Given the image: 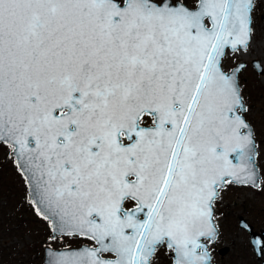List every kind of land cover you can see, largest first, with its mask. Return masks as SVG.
<instances>
[{
    "label": "snow or ice",
    "instance_id": "1",
    "mask_svg": "<svg viewBox=\"0 0 264 264\" xmlns=\"http://www.w3.org/2000/svg\"><path fill=\"white\" fill-rule=\"evenodd\" d=\"M258 12L264 0H0V145L52 232L89 245L48 248L47 264H214L226 195L264 191L242 79L250 64L264 79ZM249 244L264 252V232Z\"/></svg>",
    "mask_w": 264,
    "mask_h": 264
},
{
    "label": "rangeland",
    "instance_id": "2",
    "mask_svg": "<svg viewBox=\"0 0 264 264\" xmlns=\"http://www.w3.org/2000/svg\"><path fill=\"white\" fill-rule=\"evenodd\" d=\"M262 15L264 13H257L255 57L264 55ZM242 79L247 80L245 91L255 109L250 119L258 137L264 138V79L251 69V64ZM220 212L223 235L216 245L214 264H262L249 244V232L241 231L238 225L240 218L245 217L256 231L264 229V191L233 188L226 195ZM48 223L38 215L31 201L14 154L7 146L0 145V264H45L47 246L71 248L88 244L78 237L56 235L55 239H50ZM225 246L230 249L222 255L219 250Z\"/></svg>",
    "mask_w": 264,
    "mask_h": 264
},
{
    "label": "water",
    "instance_id": "3",
    "mask_svg": "<svg viewBox=\"0 0 264 264\" xmlns=\"http://www.w3.org/2000/svg\"><path fill=\"white\" fill-rule=\"evenodd\" d=\"M17 165H18V162H17ZM20 171H21V170H20ZM21 173L23 174L22 171H21ZM23 175H24V174H23ZM26 182H27V181H26ZM27 185H28V188H29V192H30V195H31L32 201H33L35 207H37V205H36V203H35L34 195H33V186L30 185L28 182H27ZM40 207L42 208L43 205H40ZM240 220H243V221L249 226V230H247V231H248L249 234H250V239H252L253 236H260L261 233L264 232V229H262L260 232L256 231V230L254 229V226H253L251 223H249L245 217H241ZM87 246H89V245H83V246H81L80 248H71V249H68V248L54 249V248H52V247H48V248H51V250H52L53 253H62V252H63V253H72V252L80 251V250L84 249V248L87 247ZM48 248L46 249V264H47V261H48V259H49V255H50V254L48 253ZM228 250H229V247H224V248H222V249L220 250V253H221V254H225V253L228 252ZM256 254H257V256H258L259 259H262V260H263V264H264V259H263V254H264V252H258V253H256ZM113 258H114V257H113Z\"/></svg>",
    "mask_w": 264,
    "mask_h": 264
},
{
    "label": "flooded vegetation",
    "instance_id": "4",
    "mask_svg": "<svg viewBox=\"0 0 264 264\" xmlns=\"http://www.w3.org/2000/svg\"><path fill=\"white\" fill-rule=\"evenodd\" d=\"M32 203H33V201H32ZM34 205V204H33ZM34 207H35V205H34ZM36 208V207H35ZM48 225H49V231H50V233H51V236H53V235H58V234H54L53 232H52V221L51 220H48ZM2 227H4V226H2ZM83 245H88V244H81L80 246H77V247H71V248H79V247H81V246H83ZM1 247H2V244H1V241H0V249H1ZM49 247H52V246H49ZM225 247H227V246H225ZM47 248H48V246H47ZM46 248V249H47ZM53 248V247H52ZM63 248H67V247H63ZM63 248H54V249H63ZM71 248H68V249H71ZM224 248V247H223ZM46 249H45V253H46ZM222 249V248H221ZM220 249V250H221ZM230 249V248H229ZM220 250H219V252H220ZM228 252H229V250H228ZM227 252V253H228ZM227 253H225V254H222V255H226ZM263 256H264V254H263ZM264 259V258H263ZM261 261H262V264H263V260L262 259H260ZM45 264H46V259H45Z\"/></svg>",
    "mask_w": 264,
    "mask_h": 264
}]
</instances>
